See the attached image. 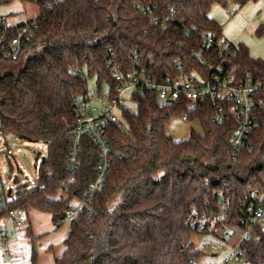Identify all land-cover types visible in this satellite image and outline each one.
I'll use <instances>...</instances> for the list:
<instances>
[{"label":"trees","instance_id":"1","mask_svg":"<svg viewBox=\"0 0 264 264\" xmlns=\"http://www.w3.org/2000/svg\"><path fill=\"white\" fill-rule=\"evenodd\" d=\"M16 1L36 6L38 16L29 27L19 26L27 28L29 42L19 62L13 63L16 71L0 74V130L45 143L48 153L40 162L39 186L19 187L15 199L0 211V220L12 210L27 215L34 209L50 214L60 228L70 220L72 206L84 202L71 220L66 251L56 264H187L202 255L191 243L198 232L188 224L190 210L207 212L205 203H214L213 192L225 183L232 194V216L225 225L242 231L239 203L248 188L259 186L264 172V125L252 137L254 151L233 158L234 121L213 123L208 104L189 117L198 120L202 136L192 134L190 140L176 143L166 133V124L181 117L187 105L160 110L156 93L134 92L137 114L123 112L128 129L111 128L108 134L114 151H127L135 159L115 160L102 189L90 194L98 155L89 140L81 141L78 172L68 175L65 168L75 127L73 96L86 91L87 78L95 77L99 89L104 84L114 87L106 67L110 48L124 62L137 47L144 56L154 53L156 82L172 74L177 56L186 59L185 51L165 47V34L150 31L149 17L137 5L152 6L154 17L173 9L187 28L222 36V26L209 13L228 0H0V7ZM232 1L244 6L254 0ZM255 36L264 38V24L258 25ZM233 61L239 74L264 85V60L253 58L243 43L237 44ZM222 230L218 225L214 236L220 238ZM251 230L253 236L241 244L245 260L264 264V225L254 224Z\"/></svg>","mask_w":264,"mask_h":264},{"label":"built area","instance_id":"2","mask_svg":"<svg viewBox=\"0 0 264 264\" xmlns=\"http://www.w3.org/2000/svg\"><path fill=\"white\" fill-rule=\"evenodd\" d=\"M151 7L140 3L136 9L149 17L150 31L154 35L165 34V47L185 51L186 59L177 56L172 62V74H167L160 82H156L153 73L154 53L144 56L137 47L130 51L124 62L110 48L106 67L114 81V87L104 84L107 86L106 92L99 89L94 93L87 88L84 93L73 96L75 127L70 135V150L65 168L68 175H74L81 167L82 139H87L94 145L98 155L97 177L87 194L102 189L115 160L128 162L136 157L127 151H114L108 134L111 128L118 131L128 129L123 112L137 114L138 103L132 98L134 92L156 93V104L160 110L179 108L186 104L187 111L181 116L184 121H188L192 113L200 112L205 104L210 105L213 123L220 126L227 119L234 121V133L230 140L233 158L240 152H253L255 142L252 137L263 128L264 85L249 74L237 72L233 63L237 44L228 42L213 32H198L194 28H187L184 20L175 18L173 9H170L167 16L154 17ZM227 14H230L229 10ZM23 25L30 26L29 22ZM26 30V27H10L0 17L1 63L19 62L23 48L29 42V37L24 36ZM3 134L5 133L0 130V158L9 159L13 151ZM259 180V186L248 188L239 203L238 223L242 231L225 225L226 220L232 216V194L225 183L222 188L213 192L214 203H205L207 212H200L196 208L190 210L188 224L198 233L214 236L218 225L223 227L220 239L230 249L227 250L220 244L213 246L214 252H224L220 264H230L237 258L246 261L241 244L253 236L252 225H264V172ZM9 196L11 193H5L0 177V211L15 199H8ZM58 197L65 199L66 195L59 194ZM84 206V202L74 204L67 213L68 218L75 219ZM22 215L21 212L12 210L0 220L1 240L9 233L7 224L13 231L26 227ZM232 239H236L234 244H230ZM185 247L184 245L183 250ZM195 263L192 259L187 261V264Z\"/></svg>","mask_w":264,"mask_h":264},{"label":"rangeland","instance_id":"3","mask_svg":"<svg viewBox=\"0 0 264 264\" xmlns=\"http://www.w3.org/2000/svg\"><path fill=\"white\" fill-rule=\"evenodd\" d=\"M22 4H19L18 1H16L9 6L0 7V9H2L0 10V13H8L10 10L14 12V14L7 17L9 24L18 25L23 22L26 23V21L33 20L38 16V9L36 6L25 4L27 11L23 12ZM227 10L230 11L229 15L227 14ZM250 14H254L252 18H250ZM209 17L215 19L222 26V38L228 42H231L232 40L230 37L231 33L237 34L240 31H243L245 36L251 39V49L253 52H257L255 55L256 58L264 60V38H258L255 36L256 26L258 24H264V0L250 1L244 6H239L230 0L225 7H214L209 13ZM250 23H253V25L247 30L246 27L247 25L249 26ZM251 49L249 47L250 51ZM16 69L17 67L15 66L9 67L11 72H15ZM2 70L5 72L6 68H3ZM2 70L0 71V74L3 72ZM87 88L94 93L98 92L99 88L95 77L87 78ZM100 91L106 92L107 86L102 85ZM166 133L172 137L174 142L180 143L190 140L192 134L202 136L203 131L198 120L184 121L182 117H177L172 118L166 124ZM3 136L4 139L7 138V143L13 151V155L9 159L0 158V177L5 193H11V196H9L8 199H14L19 187L26 186L27 188H34L39 186V166L42 159L47 156L48 146L42 142H32L18 138L14 135L3 134ZM44 217H46L44 220H39L40 223L35 220L36 224L41 228H44L47 224V219H50L48 214H44ZM66 222L69 223L71 220H67ZM67 223L62 227V232L66 230L68 226ZM42 243H46V240H43ZM191 243L196 250L202 252L201 257L195 264H220L224 252H214V245L220 244L225 249H230V246H228L225 241L209 233L199 232L194 234ZM34 246L36 252L38 250L37 242L34 243ZM215 253H217V256L213 255ZM230 264L249 263L246 261H240L237 258L230 262Z\"/></svg>","mask_w":264,"mask_h":264},{"label":"crops","instance_id":"4","mask_svg":"<svg viewBox=\"0 0 264 264\" xmlns=\"http://www.w3.org/2000/svg\"><path fill=\"white\" fill-rule=\"evenodd\" d=\"M18 3L22 4L20 2ZM22 6H23L22 9L23 12L24 11L26 12L27 9L25 7V4H22ZM214 7H221V6L214 5L213 8ZM12 14H14V12L10 10L8 13L1 12L0 16L4 17V19L6 20L7 24L10 27H18L23 25V23H25L23 22L18 25L9 24L7 17ZM253 15L250 14L249 15L250 18H252ZM35 19L28 20L26 22H32ZM252 25L253 23H250L249 26L247 25L246 29L248 30ZM258 25L256 26V28L258 27ZM230 37L232 39L231 42H234L236 44L244 43L246 46L248 45L251 49V45H252L250 43L251 39L245 36L243 31H240L237 34L231 33ZM249 53L253 58H256L255 55L257 52L255 51L253 52L251 49V51L249 50ZM11 66H15V65L0 63V71L3 68L9 69V67ZM44 214L47 213H43L34 209L30 210L27 215L23 214L22 219L25 221L26 227L20 229L19 231H13L12 228L7 224V230L9 231V233L4 236L3 240L0 239V264H33V255H35L36 257L35 264H56V260L61 259L63 257L66 251L64 241L68 237L71 222L69 223L65 222L68 224V226L66 230L62 232L61 230L62 227H64L65 223L60 228H56L55 225L53 224L51 215L48 214L50 219H47L48 220L47 224L45 225L44 228H41L36 224L35 220H37V222L40 223L39 222L40 219L44 220V218H46L44 217ZM28 228L30 234L28 233ZM43 240H46V243H42ZM35 242H37V246H38V250L36 252L34 246Z\"/></svg>","mask_w":264,"mask_h":264}]
</instances>
